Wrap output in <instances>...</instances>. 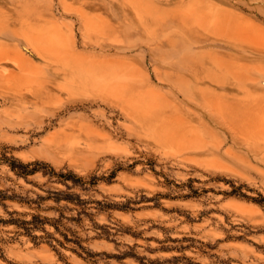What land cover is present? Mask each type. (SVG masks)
<instances>
[{"label":"rangeland","instance_id":"374dc122","mask_svg":"<svg viewBox=\"0 0 264 264\" xmlns=\"http://www.w3.org/2000/svg\"><path fill=\"white\" fill-rule=\"evenodd\" d=\"M213 1L0 0V264H264V0Z\"/></svg>","mask_w":264,"mask_h":264},{"label":"trees","instance_id":"16d2710c","mask_svg":"<svg viewBox=\"0 0 264 264\" xmlns=\"http://www.w3.org/2000/svg\"><path fill=\"white\" fill-rule=\"evenodd\" d=\"M9 164L11 166V169L13 170H17L16 172L18 174H22V175H27V174H31L34 173L37 170H41L43 172V174H49L50 176H58L60 178H64L65 180L72 178V176H75L73 173L71 172H67V173H63V172H56L53 167L49 166V165H45L43 163H40L38 161H34V162H26V163H15V161L9 160ZM43 164V165H42ZM19 168V169H18ZM7 197L13 198L12 195H6L5 193H2V196L0 197V200H3ZM258 202H262L261 200H259ZM39 214H33V220L32 221H24L25 223H32L34 221V219H46L47 217H41ZM65 239L67 240H72L70 237H67L66 234H64ZM76 241V240H75ZM81 247H83L82 245H80Z\"/></svg>","mask_w":264,"mask_h":264},{"label":"bare ground","instance_id":"6f19581e","mask_svg":"<svg viewBox=\"0 0 264 264\" xmlns=\"http://www.w3.org/2000/svg\"><path fill=\"white\" fill-rule=\"evenodd\" d=\"M213 0H189L188 2V5L186 6V11L183 10L184 13H186V15L188 14H192V15H195V16H204V15H207L204 20L208 19L209 16L208 15H217V16H223V15H227V16H230L228 15V13L231 14V12H223L222 11V8H218L220 7V5H217L216 6V2H214ZM225 8V7H223ZM182 11V10H181ZM225 11V9H224ZM230 11V10H228ZM181 13V12H180ZM188 13V14H187ZM236 15V14H235ZM185 16V14H184ZM205 17V16H204ZM213 16H211L210 18H212ZM226 17V16H225ZM192 18V17H191ZM203 20V18H202ZM210 20V19H209Z\"/></svg>","mask_w":264,"mask_h":264}]
</instances>
